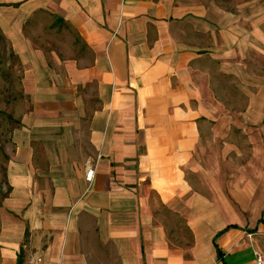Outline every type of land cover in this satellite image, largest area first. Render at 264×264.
Segmentation results:
<instances>
[{
	"label": "crops",
	"instance_id": "0c3cea01",
	"mask_svg": "<svg viewBox=\"0 0 264 264\" xmlns=\"http://www.w3.org/2000/svg\"><path fill=\"white\" fill-rule=\"evenodd\" d=\"M1 53L0 264L264 255V0H0Z\"/></svg>",
	"mask_w": 264,
	"mask_h": 264
},
{
	"label": "built area",
	"instance_id": "2783aa9c",
	"mask_svg": "<svg viewBox=\"0 0 264 264\" xmlns=\"http://www.w3.org/2000/svg\"><path fill=\"white\" fill-rule=\"evenodd\" d=\"M95 171L90 170L87 173V181L92 182ZM29 264H45L44 258L39 254H33L29 260ZM256 264H264V255L261 253H256Z\"/></svg>",
	"mask_w": 264,
	"mask_h": 264
},
{
	"label": "rangeland",
	"instance_id": "374dc122",
	"mask_svg": "<svg viewBox=\"0 0 264 264\" xmlns=\"http://www.w3.org/2000/svg\"><path fill=\"white\" fill-rule=\"evenodd\" d=\"M6 57H7V54H3V53H1V58H0L1 68H4V67L6 68V67H7V62H5V58H6ZM4 96H5V95H4ZM238 111H240V112H246L247 110L240 108ZM256 113H257L258 115H260L259 110H257ZM245 115H246V114H245Z\"/></svg>",
	"mask_w": 264,
	"mask_h": 264
}]
</instances>
